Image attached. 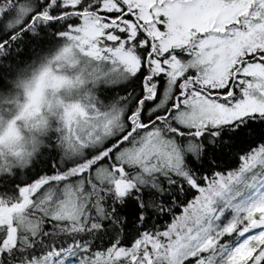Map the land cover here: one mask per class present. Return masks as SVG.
<instances>
[{
  "label": "snow or ice",
  "instance_id": "snow-or-ice-1",
  "mask_svg": "<svg viewBox=\"0 0 264 264\" xmlns=\"http://www.w3.org/2000/svg\"><path fill=\"white\" fill-rule=\"evenodd\" d=\"M0 264H264V0H0Z\"/></svg>",
  "mask_w": 264,
  "mask_h": 264
}]
</instances>
